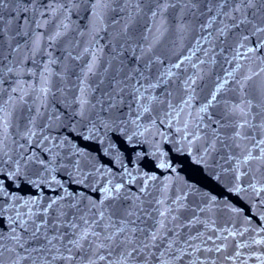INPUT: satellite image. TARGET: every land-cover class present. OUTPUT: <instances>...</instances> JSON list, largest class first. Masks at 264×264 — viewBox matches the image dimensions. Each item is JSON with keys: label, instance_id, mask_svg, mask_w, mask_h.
<instances>
[{"label": "snow or ice", "instance_id": "obj_1", "mask_svg": "<svg viewBox=\"0 0 264 264\" xmlns=\"http://www.w3.org/2000/svg\"><path fill=\"white\" fill-rule=\"evenodd\" d=\"M0 264H264V0H0Z\"/></svg>", "mask_w": 264, "mask_h": 264}]
</instances>
